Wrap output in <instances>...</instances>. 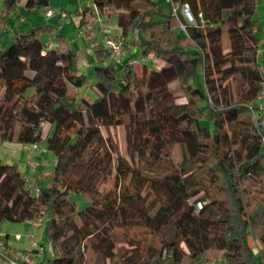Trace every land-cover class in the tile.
Segmentation results:
<instances>
[{
  "label": "trees",
  "instance_id": "16d2710c",
  "mask_svg": "<svg viewBox=\"0 0 264 264\" xmlns=\"http://www.w3.org/2000/svg\"><path fill=\"white\" fill-rule=\"evenodd\" d=\"M3 1L4 15L15 11V0ZM171 1L188 6L193 25L180 28L167 0H94L124 52L133 46L142 57L112 64L92 40L91 84L51 24L0 48V145L36 144L54 157L49 173L35 175L49 181L38 195L0 159V225L42 218L43 263L198 264L212 250L220 264H264L263 131L250 109L264 80L256 2ZM51 4L24 8L35 16ZM146 58L163 64L150 69ZM85 85L95 99L70 93ZM70 194L88 205L78 209Z\"/></svg>",
  "mask_w": 264,
  "mask_h": 264
},
{
  "label": "rangeland",
  "instance_id": "374dc122",
  "mask_svg": "<svg viewBox=\"0 0 264 264\" xmlns=\"http://www.w3.org/2000/svg\"><path fill=\"white\" fill-rule=\"evenodd\" d=\"M24 1L25 0H18V5L15 9L14 12H11L10 14L6 15V24L5 25H1L0 29L3 32V37L0 38V43H2V46H7L9 44V42L11 41V39H9V34L13 31H15V34H18L20 32H24L26 29H20L17 30L16 28V24L19 23V11L24 10ZM52 4L51 7L48 8H44L42 10H40L38 13L39 14H45V12L47 10H51L52 15L51 16H46V19L49 21L52 17H58L59 19V27L63 28V32L66 35V39L67 41L70 43L71 46V50L77 54V58H78V67L76 68V73L78 74H84L89 82V84L93 83L94 81V77L92 76L93 74V67H94V57L91 53V46L93 43H91V41L95 40L97 43H102V39L104 37V35H109L110 37H116L118 33H116L118 30L115 29V22L114 19L112 17H102L103 22L100 23H94L93 19H86L85 20V16L89 15V12L87 11V14H79L80 16H78L80 19H84L83 22L84 25L80 26L78 28H81L80 32H82V34L80 33V37H76L77 33L74 32V27L73 25H75V27H77L76 25H78V23H74L73 20V16H74V11L76 8H80V9H84L85 8V4L88 3V0H51ZM256 2V12H255V17L257 18L258 22L256 24L255 27V33L257 35V37L261 40L264 39V0H255ZM5 7V3L3 0H0V9ZM65 13L67 16L66 17H62L61 13ZM84 15V16H83ZM52 19V21L54 22V20L56 19ZM92 18V15H91ZM101 20V21H102ZM51 21V22H52ZM80 21V20H79ZM100 23V24H99ZM57 24V23H55ZM16 25V26H15ZM86 27H93V30L95 31V34L97 36V39H92L88 36V30L86 29ZM117 28V27H116ZM15 29V30H14ZM105 31V32H104ZM104 32V33H102ZM87 33V36H86ZM7 36V37H6ZM39 38H41L42 41H45L47 39V37H43V35H40ZM119 40V39H118ZM103 44V43H102ZM83 49L84 52H80V50ZM124 53H126V55L128 56V58L134 59L136 61H139L140 58L142 57L140 51L136 48V47H130L128 48ZM260 56V53H259ZM147 61V66L150 69H157L158 67H160L163 62L160 60H156L154 58H146ZM139 65L135 66V70L138 73L139 72ZM70 93L72 95H74L76 98H81V97H86L89 100H93L96 98L97 94L96 92L90 88L89 85H85L82 87H71L70 88ZM113 135H115V139L118 142L119 146L121 148H123V135H122V130L120 128H117L116 130L112 131ZM43 148V147H42ZM263 152H264V146H263ZM170 152L173 154L174 158L176 160H180L181 158V153H182V149L180 147V145H173L170 147ZM2 156H4L3 150L1 151ZM38 186L40 187L41 185L44 186L41 182H37ZM69 199L76 203L77 208L78 209H83L88 205V202L84 199V197L81 194H70ZM249 245L251 247V253L253 255L254 260L257 259L256 256V251L258 246H256L255 244H253V242L251 241V239H249ZM212 251V250H210ZM210 251H207L206 253L208 254L206 261L207 262H212L213 258L215 259V261H213L211 264H220L218 263L217 260V255L215 253V251H212L210 253ZM210 253V254H209ZM198 264H206L204 261L199 262Z\"/></svg>",
  "mask_w": 264,
  "mask_h": 264
},
{
  "label": "crops",
  "instance_id": "0c3cea01",
  "mask_svg": "<svg viewBox=\"0 0 264 264\" xmlns=\"http://www.w3.org/2000/svg\"><path fill=\"white\" fill-rule=\"evenodd\" d=\"M27 0L24 1L25 2ZM16 3V7L18 5V0H15ZM4 8L0 9V26L1 25H5L6 24V15H4ZM20 15V19H19V23L16 24V28L17 30L20 29H30L31 27L35 26L37 23H48L51 24L53 26H55V28L61 33L63 34L65 37L66 35L63 32V28L59 27V16L58 17H52L49 21L46 19V17L44 16L45 14H37V15H33L32 12H29L27 10H22L18 12ZM79 14L82 15V13L79 12ZM76 15L74 14L73 16V20L74 23H79L80 18L78 16L80 15ZM56 19L54 20V22L52 21V19ZM86 19H90V15H86L85 16V20ZM84 20V19H83ZM52 21V22H51ZM57 23V24H55ZM77 26V25H76ZM74 32L77 33L76 37H80V30L81 28L75 27V25H73ZM14 29V30H15ZM115 29L118 30V28ZM4 32V31H3ZM3 32L0 29V38L3 37ZM119 30L116 32L118 33ZM15 33V31L11 32L9 34V39L12 38L13 34ZM3 35V36H2ZM7 37V36H6ZM43 37H47V39L45 41H52L53 37L49 36V35H45L43 34ZM260 40V39H259ZM2 47V43H0V48ZM84 52L83 49L80 50V52ZM82 52V53H83ZM260 53V56H259ZM78 54V52H77ZM76 54V57H77ZM125 56L128 58V56L125 53ZM257 61L259 63V66L261 67V71L262 74L264 76V39L260 40V49L257 55ZM77 62H78V58H77ZM3 150L4 156H2L1 151ZM30 156H32L35 160H37L38 162V166L36 168V172L34 174V183L37 184L36 180H35V175L39 174V173H49L50 170L52 169L53 165H54V157L53 155L48 152L47 150H45L44 148H42L41 146L36 148L32 154L29 153V145H20V144H16V143H3L0 145V159L8 164H13L16 165L19 172L21 173V175L25 178L28 177L29 175V167H28V160L30 158ZM44 186L48 184V180H41L40 181ZM42 186V185H41ZM3 235L7 236V241L5 244L6 249L11 252V253H16V254H20V253H26V252H31V247H32V243L36 242L38 244L43 245L44 250H48V245L46 243L43 242V224L37 227H34L32 225V221L31 220H27V221H23L21 223H10V222H5L3 224L0 225V239ZM212 251H210L211 253ZM209 253V254H210ZM216 253V252H215ZM217 255V254H216ZM204 256V262L206 264H211L213 261H215V259L213 258L212 262H207L206 259L208 254L205 252L203 254ZM218 257V256H217ZM4 258L0 255V264H6L5 260H3ZM218 263H220L219 261V257L217 258Z\"/></svg>",
  "mask_w": 264,
  "mask_h": 264
},
{
  "label": "built area",
  "instance_id": "2783aa9c",
  "mask_svg": "<svg viewBox=\"0 0 264 264\" xmlns=\"http://www.w3.org/2000/svg\"><path fill=\"white\" fill-rule=\"evenodd\" d=\"M170 2L171 7V14L179 19L180 28L184 29L183 23L186 24H194V20L192 17V14L188 8L187 5L179 6L178 4L172 2L171 0H167ZM85 14H87V11L90 15V20L93 19L94 23L100 22L102 23V15L100 14L99 9L94 4V0H88V3L85 4ZM46 16H51L52 12L51 10H47L45 12ZM92 15V18H91ZM62 17H66L67 15L63 12L61 13ZM102 20V21H101ZM182 20V21H181ZM99 23V24H100ZM88 30L89 37L92 39H97V36L95 34L96 29H93V27H86ZM93 29V30H92ZM105 32V31H104ZM102 32V33H104ZM82 34V32H80ZM102 43L105 46L107 52L109 53V58L112 64L120 65L124 63L125 60V53H124V44L121 40H118L117 38L110 37L109 35H104L102 39ZM49 46H56L55 43L52 41L48 42ZM142 61H144L142 59ZM136 60H128L129 65L136 64ZM264 77V76H263ZM253 120L255 122L256 127H260L262 129V133L259 132L261 135V140L264 143V80L262 82V86L259 92V95L257 99L255 100L254 104L250 107ZM36 144L29 145V153L32 154L33 151L38 148ZM38 166L37 160H35L32 156H30L28 160V167H29V175L28 177H25V183L26 188L33 194L38 195L39 194V186L34 183V174L36 172V168ZM32 221V225L34 227L40 226L43 224L42 218H35ZM44 253V247L41 244H38L36 242L32 243L31 252H24L20 254L11 253L9 252L5 245L0 242V255L6 260V264H46L42 262V256Z\"/></svg>",
  "mask_w": 264,
  "mask_h": 264
}]
</instances>
